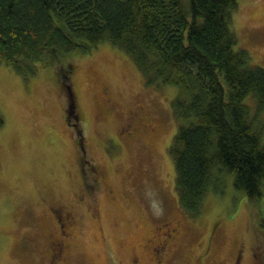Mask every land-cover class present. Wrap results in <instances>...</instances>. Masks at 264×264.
Wrapping results in <instances>:
<instances>
[{"label": "rangeland", "instance_id": "rangeland-1", "mask_svg": "<svg viewBox=\"0 0 264 264\" xmlns=\"http://www.w3.org/2000/svg\"><path fill=\"white\" fill-rule=\"evenodd\" d=\"M237 3L236 47L264 68V0ZM176 93L107 41L28 73L0 60V264L261 263L264 194L248 202L228 175L197 218L181 208L167 150Z\"/></svg>", "mask_w": 264, "mask_h": 264}, {"label": "trees", "instance_id": "trees-1", "mask_svg": "<svg viewBox=\"0 0 264 264\" xmlns=\"http://www.w3.org/2000/svg\"><path fill=\"white\" fill-rule=\"evenodd\" d=\"M237 4L0 0V60L28 73L36 63L107 41L127 54L146 84L176 87L170 106L177 130L167 150L179 204L197 218L206 191L228 175L248 202L264 194V68L236 47L231 18ZM66 71L60 85L70 91Z\"/></svg>", "mask_w": 264, "mask_h": 264}, {"label": "flooded vegetation", "instance_id": "flooded-vegetation-1", "mask_svg": "<svg viewBox=\"0 0 264 264\" xmlns=\"http://www.w3.org/2000/svg\"><path fill=\"white\" fill-rule=\"evenodd\" d=\"M109 111H111V110H109ZM126 124L127 125H130L131 124V122H129V120H128V122H126ZM171 229H175V227H170ZM175 231H176V229H175ZM57 244H58V242L57 243H50V248H49V250H50V253H49V259L51 258V257H53V255H54V253H55V250H59L60 249V245L58 244V246H57ZM158 244H162L163 245V247H165V240H162V241H160ZM161 249H162V246H161ZM156 250V249H155Z\"/></svg>", "mask_w": 264, "mask_h": 264}]
</instances>
